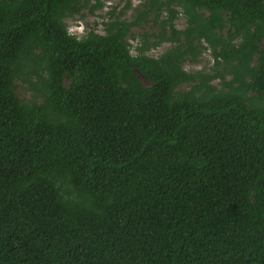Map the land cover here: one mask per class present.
<instances>
[{"label":"trees","instance_id":"trees-1","mask_svg":"<svg viewBox=\"0 0 264 264\" xmlns=\"http://www.w3.org/2000/svg\"><path fill=\"white\" fill-rule=\"evenodd\" d=\"M103 1L0 0V264H264V0Z\"/></svg>","mask_w":264,"mask_h":264},{"label":"rangeland","instance_id":"rangeland-1","mask_svg":"<svg viewBox=\"0 0 264 264\" xmlns=\"http://www.w3.org/2000/svg\"><path fill=\"white\" fill-rule=\"evenodd\" d=\"M126 1L127 0H104L103 6L99 10L95 11L93 15L86 14V16H84L82 20L78 19L77 15L72 19H67L66 22H67L68 30L72 33L75 32L76 34H81L83 29L87 28L88 30L90 28V29H94L98 33H103L101 24L99 23L102 20H105L107 18V11L110 10L112 6H117V10H116V13H117L120 9H122L125 6ZM130 1H131V7L125 9L124 11V18L127 20L132 18L133 7L138 6V0H130ZM83 12L86 13V10H83ZM95 23L97 24L95 25ZM175 23L179 28L184 26L182 19H178ZM140 30H141L140 28L133 29L134 32H137ZM130 42L132 43L131 53L134 54L135 53L134 45L136 42H134V40ZM168 47H169L168 44L166 43L162 44L158 46L156 49L151 50L149 54L153 56H158ZM210 57L211 56L208 52H204L201 55L199 62L194 63V64L185 63L184 68L188 71H191V70L203 69V67L205 66V69H209L212 63V60Z\"/></svg>","mask_w":264,"mask_h":264},{"label":"water","instance_id":"water-1","mask_svg":"<svg viewBox=\"0 0 264 264\" xmlns=\"http://www.w3.org/2000/svg\"><path fill=\"white\" fill-rule=\"evenodd\" d=\"M138 78H140L142 80H145V78L142 75H140V74H138Z\"/></svg>","mask_w":264,"mask_h":264},{"label":"flooded vegetation","instance_id":"flooded-vegetation-1","mask_svg":"<svg viewBox=\"0 0 264 264\" xmlns=\"http://www.w3.org/2000/svg\"><path fill=\"white\" fill-rule=\"evenodd\" d=\"M206 52V51H205Z\"/></svg>","mask_w":264,"mask_h":264}]
</instances>
